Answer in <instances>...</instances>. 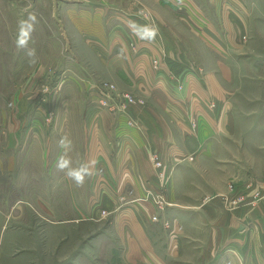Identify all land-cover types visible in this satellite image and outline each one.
<instances>
[{
	"label": "crops",
	"instance_id": "crops-1",
	"mask_svg": "<svg viewBox=\"0 0 264 264\" xmlns=\"http://www.w3.org/2000/svg\"><path fill=\"white\" fill-rule=\"evenodd\" d=\"M158 1L168 14L171 7L181 14L175 0ZM205 1L215 11L223 3L237 13L244 7L241 0ZM132 10L126 0H65L61 9L106 79L147 102L132 105L139 126H130L127 116L98 103L97 84L88 87L95 104L82 123V144L83 157L96 161L90 207L119 208L114 224L124 264H264V185L246 168L251 157L264 161V99L248 97L247 108L238 107L248 84L264 80L256 72L263 63L232 53L237 43L230 32L224 37L213 26L208 36L197 34L215 53L210 66L187 55L165 20L157 21L154 42L142 41L129 27L140 24ZM8 139L10 145L14 138ZM152 153L167 176L162 212L147 194L157 186ZM190 155L194 161L187 162Z\"/></svg>",
	"mask_w": 264,
	"mask_h": 264
},
{
	"label": "rangeland",
	"instance_id": "rangeland-1",
	"mask_svg": "<svg viewBox=\"0 0 264 264\" xmlns=\"http://www.w3.org/2000/svg\"><path fill=\"white\" fill-rule=\"evenodd\" d=\"M64 1L39 0L37 4V0H0V264H124L118 255L121 243L114 224L119 208L90 207L94 174L90 182L87 179L83 187H76L57 171L56 161L63 151L58 140L65 135L71 139L68 155L73 166L88 160L83 157L82 123L95 104L88 89L93 84L98 87L94 90L98 103L113 116H127L130 126L131 119L134 127L139 125L130 112L131 119L121 111L122 105L130 111L132 105L140 107L147 102L106 79L77 32L70 29L61 11ZM241 1L244 7L237 13L224 3L215 11L205 0H175L181 9L178 16L173 7L169 14L161 9L164 4L158 0L149 6L145 0H126V4L134 8L131 12L141 25L157 26L158 20H165L187 48V55L206 62V66L214 61L215 53L204 46L198 32L208 36V26H213L228 37L229 31L237 43L230 49L232 53H249L261 60L263 64L256 72L262 75L264 0ZM29 13H35L38 20L29 42V48L36 50L35 64L15 46L17 22ZM238 68L241 70L240 64ZM258 87H264V80H258L257 86L248 84L239 109L247 108L244 99L248 97L264 99ZM104 92L114 98L110 99L113 105L101 104ZM9 137L14 138L10 145ZM24 140L27 143L22 144ZM236 148L241 152L239 146ZM251 159L253 165L246 168L264 185V161ZM186 161H194L193 156ZM95 197L102 196L98 193ZM165 205L159 211H165Z\"/></svg>",
	"mask_w": 264,
	"mask_h": 264
},
{
	"label": "clouds",
	"instance_id": "clouds-1",
	"mask_svg": "<svg viewBox=\"0 0 264 264\" xmlns=\"http://www.w3.org/2000/svg\"><path fill=\"white\" fill-rule=\"evenodd\" d=\"M38 23L35 13H29L26 18L19 19L17 22V35L15 46L18 51H25L29 57V63L35 64L37 61L36 50L29 48V42L32 39V33ZM132 34L147 42H154L159 35V28L154 24H137L135 21L129 22ZM58 146L63 150L56 161L57 171L63 172L67 179L72 181L76 187H83L87 179L94 174L96 161L89 159L73 166V161L68 155L72 149V141L68 136H61L58 140Z\"/></svg>",
	"mask_w": 264,
	"mask_h": 264
},
{
	"label": "built area",
	"instance_id": "built-area-1",
	"mask_svg": "<svg viewBox=\"0 0 264 264\" xmlns=\"http://www.w3.org/2000/svg\"><path fill=\"white\" fill-rule=\"evenodd\" d=\"M159 66V62L158 61H154V67L157 68ZM182 87V84L179 83L178 84V88H181ZM102 90V89H100ZM104 101L100 100L101 104H109L110 106L113 105L114 103L111 102L110 99H114V98H110L109 95H108V92H104ZM118 96V95H117ZM131 100V98H130ZM214 104L211 103L210 104V107H213ZM123 108H121V111L124 112L125 114H127L129 116V118L131 119V115L129 114V110L127 108V106L125 105H122ZM129 119V120H130ZM132 121V123H131ZM130 121V124H132V126H134V120L131 119ZM190 125L192 127L193 130H195L196 128V121L194 118L190 119ZM150 163L152 165V168L154 169V173H155V176H156V179H157V186L153 188L151 187L150 190H148L147 192L148 193H151V198L153 199L156 207L158 210L160 209H164L165 208V204L168 205V202H167V199L165 197V191H166V179H167V176H166V173L163 169V161L161 160V158L159 157V155L157 153H152L150 155ZM153 220H157L158 217L157 215H154L152 217Z\"/></svg>",
	"mask_w": 264,
	"mask_h": 264
}]
</instances>
